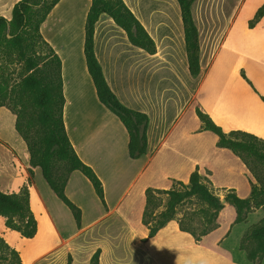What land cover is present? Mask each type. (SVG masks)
Wrapping results in <instances>:
<instances>
[{"label": "crops", "instance_id": "0c3cea01", "mask_svg": "<svg viewBox=\"0 0 264 264\" xmlns=\"http://www.w3.org/2000/svg\"><path fill=\"white\" fill-rule=\"evenodd\" d=\"M123 1L154 40L155 53L132 45L106 15L94 25V53L120 102L147 115L146 154L129 157L127 131L100 103L87 71L83 41L91 0H58L40 33L60 59L66 133L78 157L100 179L104 203L87 178L73 170L64 191L81 210L78 227L41 169L29 172L30 154L16 130V115L0 105V191L17 194L26 188L36 220L35 234L26 238L0 216V236L19 253L21 264H67L68 256L71 264H88L97 249L99 264H239V249L246 257L241 237L253 225L246 227V222L255 212L241 222L233 219L226 234L210 238L218 225L198 241L174 219L149 237L141 218L147 188L188 184L196 169L215 192L250 195L244 162L217 146L215 133L201 128L196 107L224 132L241 130L264 139V13L249 25L264 0L192 2L199 39L197 76L188 70L177 0ZM244 187H250L248 195L239 193L246 192ZM240 224V240L238 231L236 243H226ZM261 263L246 257L242 264Z\"/></svg>", "mask_w": 264, "mask_h": 264}, {"label": "trees", "instance_id": "16d2710c", "mask_svg": "<svg viewBox=\"0 0 264 264\" xmlns=\"http://www.w3.org/2000/svg\"><path fill=\"white\" fill-rule=\"evenodd\" d=\"M57 1L18 0L13 5L9 18L0 15V76L9 66L19 64L20 86L26 91L22 95L18 94L9 105L1 101L6 92L0 84V105H6L16 115V130L26 142L30 154L29 172L33 173L36 166L41 169L42 176L51 191L67 206L79 227L81 210L64 191L70 173L78 170L86 177L102 203H104L103 187L93 169L78 157L68 138L63 123L64 98L60 59L40 33V25ZM193 1L177 0L188 70L192 76H197L200 71L199 39L191 13ZM263 13L264 3L249 21V25L252 26ZM102 15L110 17L124 30L132 45L148 54L155 53L156 45L123 0H91L85 19L83 41L87 71L100 103L111 111L126 129L128 155L135 159L146 154L148 118L145 113L122 104L104 78L93 44L94 25ZM262 100L264 101V97ZM196 114L201 121V128L217 135V146L230 149L244 162L247 169L253 172L247 160L251 156L264 158V154L260 153L258 148V144L264 143V139L241 130L224 132L199 107H196ZM57 164L62 165V174L57 173ZM176 183L180 185L179 188L173 184L170 189L149 187L145 190L142 223L148 228V236L151 237L175 218L179 203L188 197L196 196L212 210L204 215L206 218L204 225L194 224L191 217L185 218L184 214L176 220L180 230L188 232L198 241L218 227L215 220L218 212L223 208L220 197L213 193L208 177L202 176L197 169L190 174L188 184L180 181ZM254 193L255 188L251 183L248 197L241 198L233 190H228L224 195L225 201L235 208V223L245 220L250 212ZM161 205L163 208L158 210ZM0 216L5 218V225L8 228L20 232L23 237H33L36 232V220L29 207V194L26 188L21 189L17 194H5L0 191ZM246 238L255 241V247L249 251H246L242 245V240ZM240 248L245 251L250 262L264 254V224L251 225L241 237ZM0 261L6 264H21L19 253L1 236ZM67 264H71L70 256L67 258ZM88 264H99V249L93 252Z\"/></svg>", "mask_w": 264, "mask_h": 264}, {"label": "rangeland", "instance_id": "374dc122", "mask_svg": "<svg viewBox=\"0 0 264 264\" xmlns=\"http://www.w3.org/2000/svg\"><path fill=\"white\" fill-rule=\"evenodd\" d=\"M18 0H0V14L9 15L11 14V9L13 5ZM42 61V60H41ZM43 62V61H42ZM20 66L19 64H13L8 67V69L5 71L3 75L0 76V84L4 88L6 94L1 98V101L11 105L12 100L19 94L22 95L23 93H26L23 88L20 86ZM24 91V92H23ZM258 148L260 150V153L264 154V143H259ZM249 164L252 166L253 172H251L248 169L247 175H245V178L248 182V180L253 184L255 188V193L252 197V201L250 204V212H255L254 214H251L248 216V220L246 222V227L250 226L252 223L255 225L264 224V158L261 156H251L247 160ZM58 167H56V171L58 174L63 173V167L61 164H57ZM243 180V177H240ZM175 187H180L177 183L174 184ZM245 188V187H244ZM214 194L220 197V201L222 198H224V195L226 194V191L222 192H215L212 190ZM246 192H239L241 195H248L250 192V187L245 188ZM246 193V194H245ZM241 197V196H240ZM246 197V196H244ZM163 202L165 199V196H162ZM224 206V204H222ZM163 205H161L158 210L162 209ZM212 210L208 208L205 202L200 200L196 196L188 197L183 202L179 203L176 209V214L174 220L179 218L184 214L185 218L191 217L194 224L198 226L204 225L206 222L205 214L210 213ZM221 211V212H220ZM220 215L218 212V215L216 217L215 223L219 225V228L211 235L210 238L216 235L226 234L231 229V224L233 222L234 216H235V209L231 204L225 205V208L223 210H220ZM177 221V220H176ZM244 225L240 224L239 227H235L232 229V236L226 241L232 242L234 239V244L236 243V236L239 231V240L242 233V228ZM245 227V228H246ZM247 237V236H246ZM209 238V239H210ZM208 239V240H209ZM242 245L246 251H249L255 247V241L253 239H244L242 240ZM27 246L25 247L24 251L26 250ZM63 248L59 247L56 249V252L58 253V258L61 260L63 258ZM75 253V258L77 260L79 259V256ZM264 259V254L259 255L258 259L253 260V263H261V261ZM246 260L245 254L242 250L239 249V264L244 263ZM0 264H6V262H1ZM261 264H264V260Z\"/></svg>", "mask_w": 264, "mask_h": 264}, {"label": "water", "instance_id": "95a60500", "mask_svg": "<svg viewBox=\"0 0 264 264\" xmlns=\"http://www.w3.org/2000/svg\"><path fill=\"white\" fill-rule=\"evenodd\" d=\"M226 201L224 198L221 199L220 204H224Z\"/></svg>", "mask_w": 264, "mask_h": 264}]
</instances>
